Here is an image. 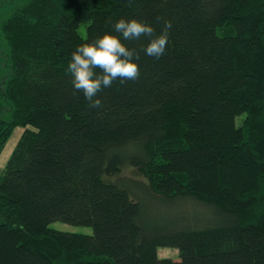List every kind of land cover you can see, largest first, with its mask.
Listing matches in <instances>:
<instances>
[{"label": "trees", "instance_id": "obj_1", "mask_svg": "<svg viewBox=\"0 0 264 264\" xmlns=\"http://www.w3.org/2000/svg\"><path fill=\"white\" fill-rule=\"evenodd\" d=\"M120 18L171 21L169 45L157 60L123 41L140 76L90 108L67 63ZM0 33V154L23 130L0 175V264H264V0H25ZM139 189L214 221L155 220Z\"/></svg>", "mask_w": 264, "mask_h": 264}, {"label": "clouds", "instance_id": "obj_2", "mask_svg": "<svg viewBox=\"0 0 264 264\" xmlns=\"http://www.w3.org/2000/svg\"><path fill=\"white\" fill-rule=\"evenodd\" d=\"M171 21H166L164 30L155 34V28L149 22L135 19H118L112 31L119 35L106 33L90 43L78 45L71 53L67 63L74 90L82 92L90 108L101 107L98 94L109 88L117 80L121 84L135 81L140 76L139 54L127 47L123 41L147 38L148 43L142 49L144 55L159 60L169 45Z\"/></svg>", "mask_w": 264, "mask_h": 264}, {"label": "rangeland", "instance_id": "obj_3", "mask_svg": "<svg viewBox=\"0 0 264 264\" xmlns=\"http://www.w3.org/2000/svg\"><path fill=\"white\" fill-rule=\"evenodd\" d=\"M25 0H0V27L3 20L20 4L24 3ZM80 32L84 33V27L81 25L79 28ZM10 73V68L6 56L3 52V47L1 44V33H0V79H6ZM6 115H4L5 117ZM8 120V118H6ZM22 129L16 128L8 139L2 153L0 154V175L4 169V166L12 153L21 133ZM121 176L126 179H134L138 181H143V177L132 168H126L121 172ZM109 180H114V178ZM142 199L145 208L148 212L152 214L155 220L163 221L164 223L176 222L178 224H186L191 221H199L208 223L213 222L214 215L209 212L205 207L199 204H192L188 202H175V203H161L155 202L143 189L137 190ZM49 228L61 231L76 233L82 235H90L92 233L91 229L84 227H75L66 225L60 222L53 223ZM159 258H171L177 260V251L170 248H161L157 251Z\"/></svg>", "mask_w": 264, "mask_h": 264}]
</instances>
